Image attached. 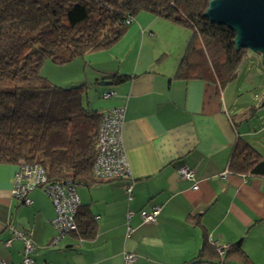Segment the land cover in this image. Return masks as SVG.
<instances>
[{
  "label": "crops",
  "instance_id": "obj_1",
  "mask_svg": "<svg viewBox=\"0 0 264 264\" xmlns=\"http://www.w3.org/2000/svg\"><path fill=\"white\" fill-rule=\"evenodd\" d=\"M192 36L188 26L141 11L115 44L62 64L71 67L67 76L42 74L61 87L103 86L87 100L93 111L125 107L121 142L130 178L78 185L80 207L92 215L95 235L78 239L70 233L51 246L49 199L34 189L31 204H21L10 193L17 165L0 164V261L22 259L19 240L4 246L12 222L32 231L36 264H124L125 252L135 253L130 264H242L231 256L200 257L205 238L216 245L239 242L249 264H264V176L224 173L238 139L264 158L261 59L248 51L236 78L223 87L176 78ZM102 80L110 83L100 85ZM108 91L113 94L103 97ZM182 165L193 169L194 180L179 177ZM154 205L160 206L156 222L141 223L136 213L126 236L127 210Z\"/></svg>",
  "mask_w": 264,
  "mask_h": 264
},
{
  "label": "trees",
  "instance_id": "obj_2",
  "mask_svg": "<svg viewBox=\"0 0 264 264\" xmlns=\"http://www.w3.org/2000/svg\"><path fill=\"white\" fill-rule=\"evenodd\" d=\"M208 1L0 0V164L37 162L49 178L64 184L94 182L100 112L84 104L85 83L55 85L40 68L45 59L62 65L109 48L126 32L125 18L141 11L192 28L176 78L214 81L220 87L232 82L248 50H235L234 31L203 15ZM228 169L264 176V158L238 139ZM76 223V238L94 237L95 222L87 208L79 207ZM213 254L220 256L205 238L198 255ZM229 256L249 264L239 242L224 250L222 257Z\"/></svg>",
  "mask_w": 264,
  "mask_h": 264
},
{
  "label": "built area",
  "instance_id": "obj_3",
  "mask_svg": "<svg viewBox=\"0 0 264 264\" xmlns=\"http://www.w3.org/2000/svg\"><path fill=\"white\" fill-rule=\"evenodd\" d=\"M132 16H127L124 23L129 25L133 21ZM113 91L102 94L109 97ZM124 106H114L100 112V121L96 132L95 148L96 153L93 160L92 175L96 181H109L115 179L130 178L128 164L121 142L122 124L124 120ZM182 179L194 180V171L187 165H182L177 170ZM229 170L224 173H228ZM198 188L196 182L193 189ZM34 189H40L49 199L53 216L49 223L55 231V235L50 240V245L55 246L64 235L77 231L76 215L80 207V199L77 192V185L74 183L64 184L57 179L47 176L44 166L37 162L27 163L20 161L14 172L12 180L11 196L23 205H30L32 200L29 193ZM124 189L127 199H131L132 183L126 182ZM160 212V206L154 205L149 209H139L137 212L127 210L126 212V236L129 235L133 227L128 221L137 213L141 223H154ZM6 229L10 236L4 241V246L10 247L15 239L22 244V259L17 264H36L32 253L34 244L32 241V231L30 229H20L12 222L6 224ZM219 255H222L229 244L216 245L211 242ZM135 259V253L125 252L123 254L124 264H130ZM0 264H9L0 261Z\"/></svg>",
  "mask_w": 264,
  "mask_h": 264
},
{
  "label": "water",
  "instance_id": "obj_4",
  "mask_svg": "<svg viewBox=\"0 0 264 264\" xmlns=\"http://www.w3.org/2000/svg\"><path fill=\"white\" fill-rule=\"evenodd\" d=\"M203 15L210 22L232 29L235 50L257 53L264 64V0H209ZM109 83L99 81L100 85Z\"/></svg>",
  "mask_w": 264,
  "mask_h": 264
},
{
  "label": "rangeland",
  "instance_id": "obj_5",
  "mask_svg": "<svg viewBox=\"0 0 264 264\" xmlns=\"http://www.w3.org/2000/svg\"><path fill=\"white\" fill-rule=\"evenodd\" d=\"M253 54H255V53H253ZM255 55H258V54H255ZM64 64H66V63H64ZM51 67H53V68H51ZM258 67L260 70L264 71V64H262L261 62H259ZM70 69H71V67L67 66V67L63 68L61 65L53 64L49 59H45L42 63L41 68H40V73H41V75L45 74V72L50 74V71H51L58 76H62V75H64V73H66L65 76H67V74L72 71ZM263 84H264V79H263ZM75 85H78V84H75ZM62 86L65 87L67 85H62ZM70 86H74V85H68V87H70ZM101 88H103V86H98L95 84H92V86H91V84L87 85V90H85L84 94H83L84 104L87 105V100L89 101L91 99H94L93 97L97 96V93Z\"/></svg>",
  "mask_w": 264,
  "mask_h": 264
}]
</instances>
